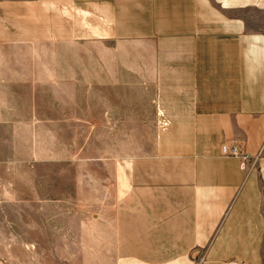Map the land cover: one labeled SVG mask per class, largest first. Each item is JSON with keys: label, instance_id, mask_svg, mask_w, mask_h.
Listing matches in <instances>:
<instances>
[{"label": "rangeland", "instance_id": "obj_1", "mask_svg": "<svg viewBox=\"0 0 264 264\" xmlns=\"http://www.w3.org/2000/svg\"><path fill=\"white\" fill-rule=\"evenodd\" d=\"M262 2L239 17L264 31ZM156 4L0 0V264L113 262L110 216L158 139L155 124L130 120L150 113L133 85L154 76L120 70L151 44L110 13Z\"/></svg>", "mask_w": 264, "mask_h": 264}, {"label": "crops", "instance_id": "obj_2", "mask_svg": "<svg viewBox=\"0 0 264 264\" xmlns=\"http://www.w3.org/2000/svg\"><path fill=\"white\" fill-rule=\"evenodd\" d=\"M155 1L135 15L110 13L151 44L150 57L138 50L136 65L120 70L154 76L133 85L135 107L141 99L150 113L130 120L155 124L158 139L134 159L129 193L110 216V264H264V163L255 162L264 150V31L239 17L254 0ZM223 144L250 158L222 156Z\"/></svg>", "mask_w": 264, "mask_h": 264}, {"label": "built area", "instance_id": "obj_3", "mask_svg": "<svg viewBox=\"0 0 264 264\" xmlns=\"http://www.w3.org/2000/svg\"><path fill=\"white\" fill-rule=\"evenodd\" d=\"M221 155L225 157H239L243 161H248L250 156L242 152L241 147L238 144L227 145L223 144L221 147ZM204 261V257L200 259V262Z\"/></svg>", "mask_w": 264, "mask_h": 264}]
</instances>
